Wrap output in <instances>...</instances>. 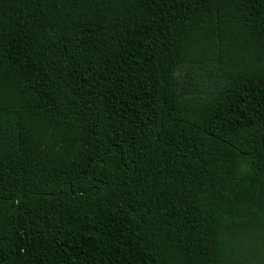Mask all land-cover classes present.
<instances>
[{
  "label": "trees",
  "instance_id": "trees-1",
  "mask_svg": "<svg viewBox=\"0 0 264 264\" xmlns=\"http://www.w3.org/2000/svg\"><path fill=\"white\" fill-rule=\"evenodd\" d=\"M0 264H264V0H0Z\"/></svg>",
  "mask_w": 264,
  "mask_h": 264
}]
</instances>
